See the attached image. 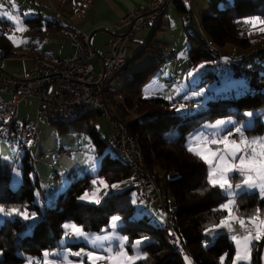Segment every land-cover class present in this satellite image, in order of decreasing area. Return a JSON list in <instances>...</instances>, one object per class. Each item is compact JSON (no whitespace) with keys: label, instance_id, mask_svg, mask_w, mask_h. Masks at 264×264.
<instances>
[{"label":"trees","instance_id":"obj_1","mask_svg":"<svg viewBox=\"0 0 264 264\" xmlns=\"http://www.w3.org/2000/svg\"><path fill=\"white\" fill-rule=\"evenodd\" d=\"M174 6L181 12H188V6L181 2L175 3ZM261 13H264V0H214L210 13L201 17V27L218 48L223 49L232 44L246 49L251 42V26L240 21ZM25 23L34 32L43 28L50 33L62 32L67 28L57 21L42 22L39 18L27 19ZM160 25L155 33L160 30ZM37 26L39 27L36 30ZM193 39L189 53L192 63L215 65L220 56L205 49L197 39ZM150 48L151 41L141 56L150 52ZM0 50H4L6 55H11L10 41L4 36H0ZM158 50L153 52L158 54ZM163 61L162 59L151 67L127 77L123 87L109 90L108 98L110 104L115 105L123 117L128 118L131 111L138 115L127 122L128 131L139 139L146 161L155 173L165 206L173 217V231L187 254V259L176 251L171 241L172 230L166 227V223L155 225L148 216L134 217L136 208L131 203L134 188H123L118 193H112L108 201L99 206L85 204L79 197L85 191L93 190L91 179L94 177L89 176L73 183L57 198L55 204L47 207L46 199L37 196L38 190L43 195L40 183H34L31 179L34 166L28 152L23 157L24 180L17 190L11 189L10 164L0 155V206L5 209L19 208L21 211L27 208L29 217L35 213L34 220L26 221L14 214L13 218L6 217L0 225V264H26V257L39 258L43 249L54 251L61 248L59 242L63 236L64 223L74 222L83 225L87 232L98 233L107 227L110 217L116 214L121 215L124 220L120 231L129 237L130 245L135 239L144 236L149 238L150 243L147 242L142 248L148 258L137 264H188V260L192 264H220V257L225 253L227 257L224 264H230L234 253V243L230 236L221 234L213 239L206 234V230L217 224L226 214L216 210L224 202V195L218 188L207 184V166L188 152L185 144L188 136L205 123L228 116H235L239 123L253 117L254 126L247 130L246 134L263 135L264 124L260 123L257 112L264 114V77H259L258 74L252 76L250 85L256 90L255 93L231 100L233 110L221 106L229 102L228 100H219L209 102L208 111L198 116H183L175 113L174 104L166 103L162 99L143 97L144 87L159 71ZM227 65H231V62H227ZM221 66L220 64L219 67ZM116 94H122L123 103L116 104ZM248 112L254 115L248 117L245 115ZM99 118L101 116L98 113H88L77 122L57 125L64 128L76 126L78 123L88 124L86 132L91 135L102 153L106 148L105 141L93 126ZM99 177L110 186L113 183L124 185L134 178V173L108 155L104 157ZM41 200L44 204H41ZM237 204L239 211L236 213L243 218L251 216L257 207L264 210V200L255 195H243L237 200ZM209 239L212 240L211 244L207 243ZM83 247V243L66 245V248H71L72 251ZM263 250L264 239L254 243L250 264H262Z\"/></svg>","mask_w":264,"mask_h":264},{"label":"rangeland","instance_id":"obj_2","mask_svg":"<svg viewBox=\"0 0 264 264\" xmlns=\"http://www.w3.org/2000/svg\"><path fill=\"white\" fill-rule=\"evenodd\" d=\"M212 2L213 0H188V12H181L176 6L172 5L163 20L164 24L160 30L155 33L156 27L153 26L139 35L137 43L133 42L129 44L127 55L129 65L119 78L114 79L111 84V90H118L123 87L127 77H131L134 73L151 67L153 64L158 63L163 59L164 61L159 71L144 87L142 94L146 99H162L166 103L174 104L173 109L177 115L198 116L202 112L208 111L209 102L219 100H228L229 102H225L224 104H221V106H224L228 110H233L234 105L231 103V100L238 99L247 94L253 95L256 90L250 85L252 76L258 74L259 77H264V32L259 31V28L263 26L257 25L255 28H250L249 37L251 42L246 49L236 47L232 44H228L223 49L218 48L212 43L211 39L201 27V17L203 14L210 13ZM13 5H15V7H13ZM49 8V0H12L11 2L0 0V35H5L7 38L9 36L14 37V40L9 39L12 43L14 54L26 53L30 46L26 47L31 36L30 33L26 32L27 28L24 24V20L26 18L37 17L39 14L44 16V18H48L47 16L49 15L47 9ZM4 13H12L13 15L18 16L21 21V27L24 30L17 31L13 23L7 20ZM191 37L200 41L205 49L220 56V59L215 65L205 63L194 65L192 63L189 53L191 42L194 41V39ZM150 41V52L144 53L141 56ZM36 43L47 53L53 52L55 55L59 54V46L50 40L44 42L37 41ZM156 50H158V54L153 52ZM227 62H231V65H227ZM17 64L21 65L23 63L7 62L4 65V68L7 72L13 74L10 66H17ZM220 64L222 65L221 67H219ZM94 65L97 70L101 69L99 60H96ZM202 65L203 67H201ZM235 72L240 74V78L233 77V73ZM189 73H192V75H189ZM177 76L178 80L175 85L172 87L165 86L166 81L174 79ZM115 101L116 104L123 103L122 94H116ZM185 102H188L190 107H185ZM181 105H183V110L177 111ZM112 106L118 114L122 116L116 106ZM37 110L38 101L36 99L26 100L20 108L21 121H37ZM122 112L124 114V111ZM257 115H261V113L257 112ZM261 116L262 123H264V115ZM136 117H138L136 112L131 111L128 118L123 117V119H125L126 122H130ZM219 120H232L238 122V119L235 116H228ZM215 122L216 121L205 124H212ZM240 124L248 125L246 131L252 129L254 126L253 117L251 119H246ZM88 126L89 125L86 123H78L76 126H65V130V127L60 128L58 125L40 123L39 129L41 132V140L30 150L32 153L31 161L34 166V170L31 172V179L34 183L36 181L40 183L43 195L38 190L37 196L46 199L47 207H51L55 204L57 198L65 193L73 183L85 180L89 176L103 179L99 177V174L103 166L104 157L110 154L107 148L103 149L102 153L100 152L99 147L94 142L91 135L86 132ZM93 126L102 138L105 137L107 132H110L111 128L109 121L103 117L99 118ZM201 128L202 127L197 130H200ZM246 131L245 135L249 139L259 136H248ZM61 151H67L68 154L62 159L56 160L57 153ZM36 153L37 156L35 157ZM25 154L26 152L20 150L15 143L6 142L0 136V155L10 164L9 171L12 176V190H17L23 183V157ZM93 168L95 171H93ZM231 182L235 185L240 183V180L234 178ZM123 187L134 188L131 193V203L136 208L134 215L135 218L139 216H148L151 218V222L155 225H163L165 223V215L160 208V202H156L152 204L151 207H148L141 200V195L137 190L138 185L135 175L130 182L126 183V185H120L119 190ZM107 191L108 195L105 196L104 190H101L100 195L102 199L99 204H92L82 200L80 201L85 204L99 206L103 204L112 193H118V189L112 190L110 185ZM162 199L164 202V196H162ZM234 214L237 215L236 212H234ZM261 214L264 216V210ZM5 219L6 217H0V225L4 223ZM122 221V225H124V220L122 219ZM31 228L32 226H30V229ZM233 228L235 230L234 233H230L224 229H218L215 233L209 232L208 235L214 239L221 234H228L229 236L233 234L244 236L246 234L238 223L233 224ZM117 231L120 232V235H124L120 229H117ZM263 239L264 238L260 241ZM260 241L253 240L252 242L250 263L252 262L253 245L255 242ZM146 244L147 241L141 246V251ZM131 245L128 241L126 248L129 255L133 254ZM64 250V248H59L54 251ZM141 260H138L136 264ZM262 264H264V250Z\"/></svg>","mask_w":264,"mask_h":264},{"label":"built area","instance_id":"obj_3","mask_svg":"<svg viewBox=\"0 0 264 264\" xmlns=\"http://www.w3.org/2000/svg\"><path fill=\"white\" fill-rule=\"evenodd\" d=\"M178 2L188 4V0H149L147 6L124 14L111 28L112 37L101 58L99 71L93 63L96 52L91 35L74 26L67 27L63 33L73 47V55L69 58L55 57L34 47L15 56L0 51V136L28 153L41 140L40 123L71 124L88 113H98L106 118L112 129L105 140L110 156L133 171L141 200L148 207L161 203L166 227L172 230L171 241L176 251L187 258L173 231L172 214L163 202V193L146 161L140 141L129 133L127 122L108 98L112 82L129 65V44L143 31L159 26L170 7ZM13 60L29 64L30 69L20 75L7 72L4 65ZM233 77L240 78V75L234 73ZM177 80L178 76L166 81L165 86L172 87ZM28 99L38 101L35 122H22L20 119V108ZM185 107H190V104L185 102ZM232 139L239 141V136L234 135ZM67 154V151L58 152L56 160ZM41 204H44L43 200ZM207 243L211 244L212 240H207Z\"/></svg>","mask_w":264,"mask_h":264},{"label":"snow or ice","instance_id":"obj_4","mask_svg":"<svg viewBox=\"0 0 264 264\" xmlns=\"http://www.w3.org/2000/svg\"><path fill=\"white\" fill-rule=\"evenodd\" d=\"M4 15L8 21L13 23L17 31L24 30L18 16L12 13H4ZM262 16L264 13L244 18L240 22L252 28L257 25L264 26ZM259 31L264 32V27H260ZM8 38L14 40L12 36ZM182 110L183 105L177 109V111ZM245 115L252 117L254 114L248 112ZM247 127V124L241 125L237 121L218 120L212 124H205L200 130L190 134L185 144L187 151L198 157L207 166V184L212 188H218L224 195V202L216 210L226 214L217 224L208 228L206 234L215 233L218 229L234 233L233 224L236 223L246 233L244 236L236 234L230 236L234 242V253L230 264H250L253 240L260 241L264 238V216H262V210L259 207L247 218L234 214L239 211L237 200L243 195H255L258 199L264 200V136L249 139L245 135ZM234 135L239 136V141L232 139ZM93 171H95L94 168ZM234 178L239 179L240 183L233 185L231 181ZM91 184L93 190L85 191L79 199L99 204L102 199L101 190H104L105 196L108 195L109 185L105 180L98 178H93ZM110 187L112 190H116L120 188V185L113 183ZM14 214L26 221L35 219V213L29 217L27 208L21 211L19 208L5 209L0 206V217H12ZM122 224V217L119 214L112 215L107 227L99 233L87 232L83 225L74 222L64 223L62 225L64 232L59 247L65 250L43 249L39 258L26 257V264H85V262L86 264H136L138 260H146L147 254L141 251V246L146 241L150 243L149 238L144 236L135 239L131 245L133 254L129 255L126 248L129 237L120 235V232L117 231V229L122 230ZM75 243H83L84 247L76 251L65 247ZM72 257L78 259L73 260ZM226 257L227 253L220 257V264H224ZM188 264H191L190 260Z\"/></svg>","mask_w":264,"mask_h":264},{"label":"crops","instance_id":"obj_5","mask_svg":"<svg viewBox=\"0 0 264 264\" xmlns=\"http://www.w3.org/2000/svg\"><path fill=\"white\" fill-rule=\"evenodd\" d=\"M11 1H7V2H11ZM49 2H50V8L47 9L49 15L47 16L48 18H44V16H41V14H39L37 17L26 18L24 20V24L27 28L26 32L30 33L31 36V39L29 42H27L26 47L30 45L29 47L38 48L41 51H43L41 47L37 45L36 42L37 41L44 42L50 40L51 42H54L59 46L58 55H55V53L51 52L55 57H61V58L71 57L73 55V47L71 43L64 38V34H63L64 31L50 33L43 28L42 30H38L34 32L30 30L25 23L27 19H35V18H39L42 22L57 21L62 26H64V28L74 26L81 29L85 33L91 35L92 45L96 52V58L94 59V62L96 60H99L100 66H101V58L104 56L106 52V45L112 37L111 28L113 27V25L117 23L124 14L131 12L136 8H139L141 6H147L149 4V0H49ZM163 24L164 22H162L160 27H162ZM38 27L39 26L36 27V30L38 29ZM157 29L158 27L155 28V31ZM139 35L136 37L135 39L136 42L134 41V43H137V40L139 39ZM0 36H4L5 38H7L5 35H0ZM7 39L9 40V38ZM10 44L12 48L10 56H15L16 54H14L11 41ZM0 51H4V50H0ZM19 54H23V53H19ZM10 62L14 63L18 61L13 60ZM10 67H11L10 68L11 72L17 75H20L25 71H27L28 69H30V65L26 63H23L21 65L17 64V66H10ZM261 115H258L260 117V123H262ZM23 122H33V121L26 120ZM110 133H111V128H110V132H107L105 137L103 138L101 137V138L105 141ZM247 135L250 136L249 134ZM263 135H259V136H263ZM29 155L30 156L32 155L30 151H29ZM36 156L37 153L35 154V157ZM122 189L120 190L118 189V191H121Z\"/></svg>","mask_w":264,"mask_h":264}]
</instances>
